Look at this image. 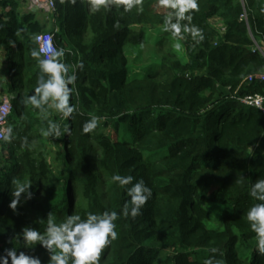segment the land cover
Here are the masks:
<instances>
[{"label":"trees","instance_id":"16d2710c","mask_svg":"<svg viewBox=\"0 0 264 264\" xmlns=\"http://www.w3.org/2000/svg\"><path fill=\"white\" fill-rule=\"evenodd\" d=\"M54 2L47 27L30 0H0V87L7 75L13 98L12 135L0 142V256L15 247L48 264L41 245L25 246V227L44 233L49 214L61 223L115 212L117 239L99 264H264L247 220L264 203L250 195L264 179V115L236 99L264 94V0H196L191 21H180L183 39L166 30L174 10L160 0L95 12L89 0ZM42 34L54 36L76 77L68 118L24 102L38 87L32 51ZM93 118L96 128L85 133ZM49 121L61 136L42 135ZM115 175L132 183L121 187ZM13 178L32 182V199L22 195L16 210ZM141 181L151 195L133 217L127 189ZM216 211L219 225L211 223Z\"/></svg>","mask_w":264,"mask_h":264},{"label":"clouds","instance_id":"9594fccd","mask_svg":"<svg viewBox=\"0 0 264 264\" xmlns=\"http://www.w3.org/2000/svg\"><path fill=\"white\" fill-rule=\"evenodd\" d=\"M92 11H98L101 7L110 8L113 5H124V10L129 11L134 5H140L142 0H89ZM160 3L173 9L165 18L166 30L171 31L173 37H180L182 25L180 21H191L192 16L186 15L189 10L197 9L196 0H160ZM40 10H37V12ZM175 16L176 23H172V17ZM183 31H191L192 36L203 39L199 30L192 26L183 25ZM39 40V37L35 38ZM179 43L175 44L176 49H180ZM40 51L33 50V58L38 60L40 75L38 78V87L35 88L34 94L27 97L25 104H30L34 108L39 109L45 117L48 115V108L54 109L68 118L73 113L74 106L70 104V97L74 88H69V84L75 83L76 77L68 75L69 67L61 62L64 56V50L58 49L53 52L51 58H41ZM82 68L83 65L81 64ZM45 74L47 79L45 80ZM97 126V119L93 118L84 125V132L88 133ZM11 130H9L10 132ZM42 135L61 136L58 124L49 121L48 130H41ZM65 131H68L65 128ZM113 180L119 182L121 187L132 183L133 177H123L121 175L113 176ZM11 196L12 200L9 207L13 210L17 209V205L21 202L22 195L26 199H32L31 191L32 182L29 180L12 179ZM128 195L131 197L130 204L131 215L135 217L139 214L141 207L146 203L151 195V191L147 188L143 181L134 184L127 189ZM250 195L258 201L264 202V179L257 180L251 187ZM128 206L125 205L124 215L127 216ZM117 214L115 212H104L103 214L88 213L86 218L80 215L71 214L64 218L63 222L56 223L52 215L49 214L47 219V227L44 233L37 231L35 228L25 227L21 233L26 247L41 245L50 254L48 264H99V259L103 249L108 246L111 241L117 239L114 221ZM247 220L251 223V228L257 233L259 249L264 252V203H257L247 212ZM6 254L0 256V264H42L39 257L27 255L25 252H19L14 248L6 249ZM215 251V249L213 250ZM204 264H212L211 260H205Z\"/></svg>","mask_w":264,"mask_h":264},{"label":"built area","instance_id":"2783aa9c","mask_svg":"<svg viewBox=\"0 0 264 264\" xmlns=\"http://www.w3.org/2000/svg\"><path fill=\"white\" fill-rule=\"evenodd\" d=\"M31 1V8L37 10H44L47 12L55 13V2L54 0H30ZM40 39L37 40L39 45V50L43 48V52L41 55L44 58H51L53 52L57 49L55 44V38L51 34H42L38 36ZM264 81V74L257 76ZM253 79L251 78V81ZM0 142L4 141L5 139L9 138L12 135V129L9 126V120L13 113V103L10 96L4 95V91L0 90ZM9 97V98H8ZM238 99L243 105L247 107H254L262 111L264 115V94L263 95H256V96H248L245 98H236ZM9 130H11L9 132Z\"/></svg>","mask_w":264,"mask_h":264},{"label":"rangeland","instance_id":"374dc122","mask_svg":"<svg viewBox=\"0 0 264 264\" xmlns=\"http://www.w3.org/2000/svg\"><path fill=\"white\" fill-rule=\"evenodd\" d=\"M29 9H31V6H30V4H29V6H28V10ZM39 12V16H41V17H43L44 19H46L47 20V18L48 19H50V21L52 22V25H53V21H52V16H53V14L51 13V12H47V11H44V10H40V11H38ZM39 16H38V18H39ZM51 25V26H52ZM212 25H213V27L217 30V32H219V33H223V31H224V29H225V27H224V24H223V22L219 19V18H215L213 21H212ZM50 26V27H51ZM149 53H145L143 56H142V60H144V59H147L149 56H150V54L148 55ZM2 78V77H1ZM2 82V84H4V85H2V87H0V90L3 92L4 91V94H6V96H9V94L10 95H12V93L10 92L11 91V83H10V80H9V78H8V80L6 81H1ZM1 96V95H0ZM9 98V97H8ZM58 144L56 143V142H54V145H52V147H51V153L53 154V153H55V151L57 150V148H58V146H57ZM211 223L212 224H214V225H219V215H218V212L216 211V212H214L213 214H212V218H211Z\"/></svg>","mask_w":264,"mask_h":264},{"label":"crops","instance_id":"0c3cea01","mask_svg":"<svg viewBox=\"0 0 264 264\" xmlns=\"http://www.w3.org/2000/svg\"><path fill=\"white\" fill-rule=\"evenodd\" d=\"M39 19L47 26V27H50L51 25H52V22L50 21V19H48L47 18V20L46 19H44L43 17H41V16H39ZM1 66L2 67H5L4 66V61L1 59ZM7 81L8 80V78H7V75H2V78H1V81Z\"/></svg>","mask_w":264,"mask_h":264},{"label":"water","instance_id":"95a60500","mask_svg":"<svg viewBox=\"0 0 264 264\" xmlns=\"http://www.w3.org/2000/svg\"><path fill=\"white\" fill-rule=\"evenodd\" d=\"M32 11L34 12V13H36L37 12V9L35 8V9H32Z\"/></svg>","mask_w":264,"mask_h":264}]
</instances>
